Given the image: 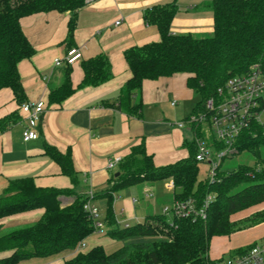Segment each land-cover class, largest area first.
<instances>
[{
	"label": "trees",
	"instance_id": "1",
	"mask_svg": "<svg viewBox=\"0 0 264 264\" xmlns=\"http://www.w3.org/2000/svg\"><path fill=\"white\" fill-rule=\"evenodd\" d=\"M84 5L85 0H0V91L8 89L12 92L17 109L26 102L17 65L34 54L22 33L20 20L41 13H69L65 38L67 52L73 49L77 12ZM202 7L211 11L213 20L212 32L204 38L171 32V23L177 13L175 2L155 5L144 11L143 21L157 29L159 41L134 46L123 53L130 76L117 96L118 110L140 118L143 81L183 74L186 87L198 97L188 118L197 116L205 112L206 100H218L217 90L227 80L247 74L253 65L264 70V0H210ZM80 67L82 80L73 88L71 66L63 65L61 83L49 88L45 107L61 105L77 90L98 87L112 77L109 61L104 55L82 60ZM102 105L111 106L107 102ZM18 119L16 111L1 118L0 132ZM191 130L194 136H200L194 124ZM234 146L236 154H248L254 163L238 165L231 170L219 167L217 182L213 184L198 178L199 165L194 159L193 141L183 143L187 150L185 158L161 167L153 165L143 143L133 147L117 165L118 176L111 177L104 192L92 196V199L102 198L106 202L103 237L116 242L129 241L107 253L98 245L77 251L80 244L86 247V241L96 234L83 208L88 197L76 193L79 180L70 151L61 153L44 144V155L57 164L61 174L69 179L71 188H39L30 177L9 181L0 197V220L36 209H42L43 214L37 222L6 233H1L0 226V254L9 252L0 257V264L44 259L66 251H76V254L63 264H207L213 237L230 236L241 222L242 228L264 222V209L239 220L233 219L241 212L264 204V124L252 122L240 133ZM214 149H221V146L215 144ZM167 180L174 185L173 201L193 199L196 207H200L208 194L214 195L204 219L176 216L167 219L159 214L147 216L141 223L127 228L117 225L113 212L115 194L140 183ZM61 196L74 199L68 206L61 207L58 200ZM144 238L156 240L130 241ZM253 244L231 254H242Z\"/></svg>",
	"mask_w": 264,
	"mask_h": 264
},
{
	"label": "crops",
	"instance_id": "2",
	"mask_svg": "<svg viewBox=\"0 0 264 264\" xmlns=\"http://www.w3.org/2000/svg\"><path fill=\"white\" fill-rule=\"evenodd\" d=\"M182 1L95 0L85 3L78 10L73 49L79 51L81 59L71 65L72 87L76 88L82 80L81 61L99 55L108 59L112 77L98 87L77 90L61 105H48L37 126L39 137L35 141H22L20 119L0 132V197H3L9 181L23 177L32 178L39 188H71L69 179L61 174L57 164L44 155V144L61 153L70 151L79 180L76 193L84 196L91 193L93 197L104 192L111 183V177L118 174L117 166L112 170L106 169L107 160L115 157L123 159L141 143L156 167L172 164L187 156L183 143L192 139L188 126L179 128L162 111V103L169 95L183 101L192 98V92L185 85V75L143 81L140 118L128 116L116 108L119 91L130 76L123 53L131 47L159 41L157 29L143 21L146 9L175 2L177 13L171 23L173 34H211L212 13L202 7L208 2L190 0L186 4L185 0ZM182 3H185L184 7ZM69 16V13L50 12L20 20L22 33L34 49L30 59L17 65L26 102L46 101L49 88L59 86L64 68L54 67L53 61L66 53ZM116 22L119 24L115 25ZM102 102L111 106L102 105ZM14 111L20 117L12 92L8 89L0 91V119ZM129 189L119 192L123 194L121 197L119 194L113 196L114 215L124 221L136 218L133 209L137 200L126 194ZM73 199L66 196L58 198L61 207L68 206ZM92 203L95 207L101 205L105 210L104 199L94 198ZM42 214V209H36L5 217L0 220V226L12 228L35 223ZM254 228L259 230L255 240L228 248V251L233 252L263 239L264 222ZM91 239L93 237L87 241ZM8 254L2 253L0 257ZM75 254L76 251H66L49 258L23 260L18 264H63Z\"/></svg>",
	"mask_w": 264,
	"mask_h": 264
},
{
	"label": "built area",
	"instance_id": "3",
	"mask_svg": "<svg viewBox=\"0 0 264 264\" xmlns=\"http://www.w3.org/2000/svg\"><path fill=\"white\" fill-rule=\"evenodd\" d=\"M95 0H85V3H91ZM116 22L115 25H118ZM81 59L78 50L71 49L65 53L62 58H56L53 61L54 67L63 65L71 66ZM217 101L206 100L204 104L205 112L197 116H191L184 123H179L178 127L188 126L192 134L191 141L194 142L196 153L195 161L199 164H205L206 179L209 184L217 182L216 174L221 161L225 157H232L236 154L235 142L240 133L248 129L252 122L262 124L260 116L264 111V70L258 65H253L247 74L232 77L217 90ZM174 106V103L170 104ZM21 139L24 143L38 139L37 126L46 110L45 101L39 99L35 102H24L19 105ZM194 124L199 131L200 136H194L191 126ZM218 144L221 149H214ZM121 161L120 157L107 160L106 169L112 170ZM167 189L173 190L174 185L171 180L166 185ZM213 194H208L202 205L196 207L193 199L186 201H173L169 212V218L173 216L181 218H205V211L209 202L213 199ZM88 201L84 205V210L91 219L96 234H102L103 223L98 221L97 208L92 203V194H88ZM143 197L151 198L149 190L143 191ZM135 202V201H133ZM168 209H163L162 215H167ZM121 228H127L125 221H116ZM85 244H80L77 251L83 250ZM207 264H264V238L255 242L247 251L239 255L229 256L227 258L210 259Z\"/></svg>",
	"mask_w": 264,
	"mask_h": 264
},
{
	"label": "rangeland",
	"instance_id": "4",
	"mask_svg": "<svg viewBox=\"0 0 264 264\" xmlns=\"http://www.w3.org/2000/svg\"><path fill=\"white\" fill-rule=\"evenodd\" d=\"M182 1V0H181ZM195 1V0H193ZM201 2H210V0H200ZM183 2V1H182ZM186 4H189L190 0H185ZM185 6V3H182V7ZM202 9V8H200ZM194 37L197 38H204L210 36V34H192ZM59 81V80H58ZM61 83V79L58 82V84ZM170 102L174 103V106H171ZM198 102V97L194 96L192 94V98L188 99L187 101L179 100L178 98H175L172 95H169L165 102L162 103V111L165 117L174 124L184 123L185 120L188 118V115H190L192 108L194 107L195 103ZM260 121L262 124H264V111L262 112L260 116ZM179 122V123H178ZM173 127V126H172ZM190 135V134H189ZM264 157V155H263ZM254 163V159L248 155V154H234L232 157L228 158L225 157L221 161V170H231L236 168L238 165H252ZM199 174L198 178L204 179L206 177V170L207 166L205 164H199ZM168 182L162 181V182H153L152 184L150 182H145L143 184H137L133 187H130L128 192L129 198H133V200H137V204L134 206V215L136 216L135 219H128L125 220V224L128 226H134L138 223H141L144 218L147 216H154L162 214L163 209H168L167 212L170 210L172 206V191L167 189L166 185ZM143 188L149 189V191L152 194V197L150 199H146L143 197ZM120 197L123 195L122 193L119 194ZM71 197V196H66ZM139 202V203H138ZM264 205V204H263ZM260 207V208H259ZM257 208L253 207L247 211L241 212L233 217L234 220L242 219L245 217L250 216L254 211H261L263 210L264 206H259ZM98 211V221L103 223V230H105L104 226V213L105 210L101 205L96 206ZM257 209V210H255ZM167 219L169 218V212L165 216ZM117 221L121 222L124 221L122 217L118 218L116 217ZM33 224V223H30ZM30 224H22L18 226H14L12 228H2L1 233H6L10 230H13L17 227L26 226ZM243 223H238L237 225V231L231 234L227 237H213L209 244V250L208 255L209 258L217 259V258H227L229 256H232L231 252L228 251V248H234L236 246L245 245L248 243H251L253 240L256 239V234L259 230H255L254 227L251 228H242ZM253 228V229H252ZM93 239L90 241H86V247L85 250L90 249L93 246H102L104 250L107 253L113 252L119 247L123 246L125 243H128L129 241H122V242H116L112 241L106 237H103L102 234H95L92 236ZM154 238H144L137 240H130L131 242H152L155 241ZM159 240H163L162 238H159ZM157 239V241H159ZM261 239H257L255 242L260 241ZM253 244V243H252Z\"/></svg>",
	"mask_w": 264,
	"mask_h": 264
},
{
	"label": "water",
	"instance_id": "5",
	"mask_svg": "<svg viewBox=\"0 0 264 264\" xmlns=\"http://www.w3.org/2000/svg\"><path fill=\"white\" fill-rule=\"evenodd\" d=\"M115 176H118V174H116Z\"/></svg>",
	"mask_w": 264,
	"mask_h": 264
}]
</instances>
